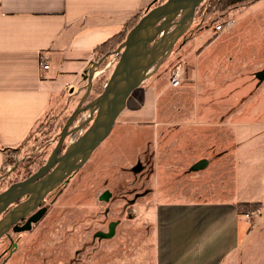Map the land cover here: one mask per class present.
<instances>
[{
    "label": "crops",
    "instance_id": "1",
    "mask_svg": "<svg viewBox=\"0 0 264 264\" xmlns=\"http://www.w3.org/2000/svg\"><path fill=\"white\" fill-rule=\"evenodd\" d=\"M155 1L0 0V172L9 150L23 155L31 131L62 90L72 96L78 94L88 85L91 70V83L98 74L109 78L117 55H110L101 67L100 61H95L98 59L96 46L118 32L131 16L144 13ZM248 7L264 15V0ZM251 15L245 18L249 24L247 34L256 36L262 30V18L259 16V27L255 28L251 18L258 14ZM164 51L162 48L156 53L160 55ZM41 53L49 64L46 70L38 63ZM175 56L172 61L177 60ZM255 56L250 65L254 64ZM262 63L259 59L254 66ZM175 71L180 76L178 85L173 86L170 79ZM183 77L184 67L180 64L171 73L169 86L179 87ZM143 82L140 90L131 95L129 105L120 112L128 110L132 116L120 122L116 132L110 131L111 136L107 135L111 138L109 158L130 167L137 162L141 164L142 148L159 147L157 154H153L156 158L153 185L142 192L138 187L103 188L95 192L90 181L81 187L62 188L29 230L10 236L12 240L6 237L8 249L0 264H71V256L60 259L53 256L65 242L69 243L73 256L82 257V264H236L240 260L256 214L247 219L237 210L236 203L259 201L258 212L264 205L263 189L250 197L244 194L246 190L241 192L237 187L235 155L251 138L246 123L198 119L201 114L219 112L220 106H193L191 111L198 116L195 120L158 121L151 97L154 87L144 86ZM233 82L230 79L228 83L232 86L223 87L217 94V97L222 92L228 94L229 104L235 98ZM85 94L88 97L94 91L85 93L84 89L82 95ZM246 102L238 112L243 117ZM221 146L225 148L213 156L203 154L209 147L214 151ZM124 153L127 159L122 158ZM200 159L206 160L203 168L190 171ZM177 178L178 182L186 181L175 187ZM215 179L220 184L215 183L218 186L212 188L210 183ZM104 190L111 192L108 201L99 199ZM126 195L131 197L126 199ZM122 200L126 206L119 208ZM146 203L147 210H144ZM123 212L139 215L133 220H124ZM113 220L118 223L112 237L94 236L97 231H107L108 223ZM46 221L49 228L46 234L51 235L41 239L39 224ZM51 224L57 230L50 229ZM52 240L58 244L52 247L55 253L47 250Z\"/></svg>",
    "mask_w": 264,
    "mask_h": 264
},
{
    "label": "rangeland",
    "instance_id": "2",
    "mask_svg": "<svg viewBox=\"0 0 264 264\" xmlns=\"http://www.w3.org/2000/svg\"><path fill=\"white\" fill-rule=\"evenodd\" d=\"M208 2L209 1L205 0L198 5L192 23L177 39L171 53L164 61L153 68L154 71H152L149 79L143 82V85L154 87L151 97L153 107L156 108L157 111L158 121L177 122L193 118L195 120L198 116L192 113L191 110L193 106H205L206 108L220 106L222 109L219 112L211 111L207 114H201L198 119L209 122L219 121L227 123L235 120L237 123H246L247 126L245 128L249 131L251 138L248 144L242 146L239 151H237V155H235L238 160L236 172H238L239 175L237 187L241 188V192L246 190L244 192L245 195L255 197L258 192H261L262 189L264 190V80L262 85H259L254 75L255 71L264 67V63L254 66L259 59L264 61V15L263 12L254 13V9L251 10L248 5L241 7L237 11L230 13V17L235 19V23L216 33L213 26H197V24L201 23V16L204 13L202 5L207 6ZM251 14H258V16H253L251 18V23L255 28L259 27V16L262 18V30L259 32V35L256 36L247 34L249 24L246 23L245 18L252 16ZM255 49H257L256 52ZM114 51L103 55V58H101V54H97L98 59L95 61H100V66L102 67L110 58V55L116 54ZM116 55L118 57V53ZM175 55L178 58L172 61ZM254 55H256L254 64L250 65ZM180 64L184 67V79L179 87L172 88L169 86V77ZM103 77H105V75L98 74L93 79L90 90L94 89L95 85L97 86V84L103 80ZM230 79L231 83L235 81L236 90L234 94V103L229 104L228 94L224 95V92L219 93L220 97H217V94L218 90L221 92L223 87L232 86L231 83H228ZM87 84L89 83L87 82ZM84 89L85 93H88L90 91L89 85L82 87V90L74 96L66 94V90H62L60 95L56 99L54 98L55 101H52L50 109L47 110L31 131L29 142L27 143V147L23 150V155H21V152L17 159H10L1 170L0 191H2L10 181L21 178V176L13 172V170L25 157L35 156L37 162L39 159L43 158L45 160L48 157L70 113L78 103L83 105L89 101V98L85 97L86 94L82 95ZM245 100H247L245 104L246 113L245 117H243L238 112L242 111ZM229 113L233 114L229 115ZM130 116L132 115L128 110H124L120 113L111 132L113 130L116 132L119 123L127 120ZM85 118H88V113L79 114L76 121L69 128L83 123ZM140 119L142 118L137 120ZM50 123L51 127L49 128L48 125ZM60 123H63L61 128L58 127ZM41 124H43V126L40 127ZM88 124L89 123H86L82 126L81 130L73 131L66 135L64 138V145L74 140ZM45 131H47V133H45ZM110 134L108 137L111 136ZM108 137L95 148L81 167L68 177V180L63 181L59 187L50 191L45 200V204L50 205L54 196L60 192L62 188L66 186L74 188L81 187L84 183L89 181L92 184V190L95 192L103 188L115 190L119 187L124 189L138 187V190L140 189L142 192L144 188L153 185V172L156 162V158L153 154H157L159 147L153 149L147 145L142 148L141 155L139 156L142 167L139 171L133 172L131 166L136 163L128 167L119 162L117 163L116 160L114 163L109 158L111 153V138L109 139ZM223 148L225 147L221 146L212 151V148L209 147L203 154L213 156ZM122 158L127 159L125 153ZM34 169L35 168L32 167L30 171L33 172ZM87 175L90 177V180L86 177ZM178 181L179 178L175 180V185L173 186H181L182 182H185L186 179L183 181L180 180L181 182ZM219 182L215 179L210 184L212 188H216L220 184ZM226 182L229 183L231 180H226ZM215 183H218V185L215 186ZM130 197V195L125 196L126 199ZM120 206L119 208L126 206V201H120ZM144 210H147V203L145 204ZM258 211L251 212L256 215H254L249 236L246 239V246L243 248V251L240 252L242 256L240 258L241 262L237 260L236 264H264V205L260 212ZM138 215L139 213L137 212L128 215L126 212H123L121 217H123L124 220H133L138 218ZM99 219H101V217ZM107 219L109 220L110 218L108 217ZM45 224H47V221L43 225L39 224L41 239H45L47 235H51L48 232L46 234V230L49 228H47ZM54 226L51 224L50 229L57 230L58 227ZM64 228L65 230L68 229L65 225ZM6 232L10 234V236L19 233H14L11 229ZM21 232L22 234L25 233L23 231ZM44 234L46 235L43 237ZM6 237L4 233L0 234V261L6 254L5 249H8V247L5 248V246H7L5 243ZM54 245L58 246V244L52 240L50 245L48 244L47 250L52 253L57 252L52 249ZM68 246L69 243L65 242L60 252L58 251V253H56V255L53 254V256H58L59 258L68 255L72 258L71 264H82L80 263L82 257L79 255L76 256L77 254L73 256ZM52 253L48 255L52 257ZM251 253L253 254L252 257ZM245 254L246 258H244Z\"/></svg>",
    "mask_w": 264,
    "mask_h": 264
},
{
    "label": "water",
    "instance_id": "3",
    "mask_svg": "<svg viewBox=\"0 0 264 264\" xmlns=\"http://www.w3.org/2000/svg\"><path fill=\"white\" fill-rule=\"evenodd\" d=\"M203 1L165 0L143 13L114 51L118 53V57L101 92L83 105L78 103L70 113L45 163L28 177L13 182L0 191V234L4 233L12 240L7 230L11 229L14 233L27 231L44 215L46 207L39 205L45 195L81 167L107 137L120 112L129 105L131 95L140 90L139 85L150 71L171 53L177 39L192 23L196 8ZM162 48L165 51L158 55L157 50ZM92 74L91 70L89 89ZM254 75L259 82L264 80V67ZM81 113H88V118L69 128ZM86 123H89L88 126L74 140L64 145L65 136L81 130ZM205 163V159H200L189 170H199ZM141 167L137 162L131 170L137 172ZM110 196L111 192L104 190L99 199L108 201ZM21 197L25 198L8 209ZM24 217V222L18 223ZM117 223L118 220L110 221L107 231H97L94 236L112 237ZM15 245L13 242V246Z\"/></svg>",
    "mask_w": 264,
    "mask_h": 264
},
{
    "label": "trees",
    "instance_id": "4",
    "mask_svg": "<svg viewBox=\"0 0 264 264\" xmlns=\"http://www.w3.org/2000/svg\"><path fill=\"white\" fill-rule=\"evenodd\" d=\"M165 0H156L152 6H155L157 4L162 3ZM205 1V0H204ZM209 1L207 3V6L202 5V9L204 10L202 16H201V23L197 24V26H214V24L220 20H223L225 18L230 17V13H233L237 11L239 8L250 5L251 3L257 1V0H207ZM203 4V3H202ZM201 10V9H199ZM143 15L142 12H138L137 14L131 16L123 25V27L116 33L109 36L106 40L101 42L98 46H96L95 51L97 54L105 55L109 54V52L114 51L119 44H121L125 37L127 32L133 27V25L138 21V19ZM217 33V32H216ZM106 79L103 77V80L95 85L94 94H90L88 96V100H91L94 98L97 94H99L102 90L103 82ZM63 123L58 124V127L61 128ZM43 126V124L40 125V127ZM49 128L51 127V123L48 125ZM47 133V131H45ZM45 160L39 159V161H36L35 156H28L25 157L22 161H20L14 168V172L19 174L21 177L27 176L29 173H31L30 168L34 167L37 168L39 164L44 162ZM237 210L244 214L246 212H255L258 211L261 207V203L259 201L255 202H237L236 203Z\"/></svg>",
    "mask_w": 264,
    "mask_h": 264
},
{
    "label": "built area",
    "instance_id": "5",
    "mask_svg": "<svg viewBox=\"0 0 264 264\" xmlns=\"http://www.w3.org/2000/svg\"><path fill=\"white\" fill-rule=\"evenodd\" d=\"M233 23H235V19L232 18V17H228V18H225V19H223V20H220V21L216 22V23L214 24L213 27H214V30H215L216 32H219V31L225 29L226 27L231 26ZM37 59H38L39 66H40L43 70H46V69L49 68V64H48V62H47V58H46V56H45L43 53L39 54V56H38ZM179 76H180V75H179V73H178L177 71H175V72L172 74L171 79H170V82H171V84H172L173 86L178 85V83H179ZM67 89H68V88H67ZM17 157H18L17 152L10 150V151H9V155H8L6 161H5L4 166L7 164V162H8L10 159L15 160V159H17ZM4 166H3V167H4ZM8 166H9V164H8ZM8 169H9V168H8ZM251 214H252L251 212H246V213H244V215H245V217H246L247 219H250V218H251Z\"/></svg>",
    "mask_w": 264,
    "mask_h": 264
},
{
    "label": "flooded vegetation",
    "instance_id": "6",
    "mask_svg": "<svg viewBox=\"0 0 264 264\" xmlns=\"http://www.w3.org/2000/svg\"><path fill=\"white\" fill-rule=\"evenodd\" d=\"M45 160H46V159H45ZM21 161H22V160H21ZM43 163H45V161L42 162L41 164H39L38 167H40ZM38 167H37V168H38ZM37 168H35L34 171L37 170ZM52 168H53V167H52ZM52 168L50 169V171L52 170ZM34 171H33V172H34ZM13 172H14V171H13ZM33 172H31V173H33ZM31 173H29V174H28L27 176H25V177H21V178L16 179V180H13V179H12L13 181H10V182H9V183H8L3 189H2V190H4L5 188H7L11 183L16 182V181H19V180H22V179L28 177ZM69 177H70V176H69ZM65 180H68V178H67V179H64L63 181H65ZM63 181H62L60 184H62ZM60 184H59L57 187H59ZM57 187H56V188H57ZM49 193H50V192H49ZM49 193H47V194L45 195V197L43 198V200L41 201V203H40V205H39V207H40V206H45V207H46V210H47V206H49V205L45 204V200H46V198L48 197ZM58 193H59V192H58ZM56 195H57V194H56ZM56 195H55V196H56ZM55 196H54V198H55ZM24 198H25V197H21L20 199H18L16 202H14L13 204H11V205L8 207V209L11 208L12 206H14L17 202L22 201ZM54 198H53V200H54ZM53 200H52V201H53ZM51 203H52V202H51ZM45 212H46V211H45ZM1 215H2V214H1ZM1 215H0V216H1ZM41 218H42V217H41ZM41 218H40V219H41ZM40 219H39V220H40ZM24 220H25V217L22 218V219L20 220V222H18V223L22 224V223L24 222Z\"/></svg>",
    "mask_w": 264,
    "mask_h": 264
},
{
    "label": "bare ground",
    "instance_id": "7",
    "mask_svg": "<svg viewBox=\"0 0 264 264\" xmlns=\"http://www.w3.org/2000/svg\"><path fill=\"white\" fill-rule=\"evenodd\" d=\"M10 151V150H9Z\"/></svg>",
    "mask_w": 264,
    "mask_h": 264
}]
</instances>
